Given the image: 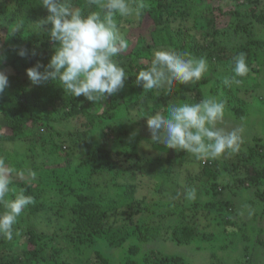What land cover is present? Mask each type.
<instances>
[{"label": "rangeland", "instance_id": "rangeland-1", "mask_svg": "<svg viewBox=\"0 0 264 264\" xmlns=\"http://www.w3.org/2000/svg\"><path fill=\"white\" fill-rule=\"evenodd\" d=\"M244 2L212 0L214 8L220 6L224 12L235 10L236 7L240 9ZM13 9V0H0V35L4 36L7 45L18 44L11 34L14 26L5 17ZM179 9H183L181 5ZM214 13L216 17L221 15L219 10ZM221 19L223 24L228 21V17L224 19L221 16ZM175 20H172L175 30L179 26L186 30L194 26L195 22L196 30L207 29L204 20L194 22L189 16L177 17ZM142 26L143 30H147L152 27V23L146 22ZM140 30L136 33L140 34ZM46 37H41V41L51 45L52 41ZM4 56L0 55V63L4 61ZM222 68L217 66L207 71L208 75L218 77L217 80L226 85L233 84V88L238 90V108L244 114H233L226 108L225 120L219 127L227 131L242 129L240 149L246 151L254 146L264 158V142L255 145L258 139H264V64L258 66L255 63L253 77L239 84L230 83L229 78L222 74ZM0 71L6 75L14 72L9 68ZM214 84V88L217 87ZM4 92L7 93L8 88ZM205 95L212 96L209 89H206ZM184 96L187 99L192 97L191 93ZM160 101L159 106L162 107ZM107 102H101L103 109ZM152 102L155 100L149 102V113L135 110L136 107L131 112L120 108L99 130L96 124L98 117L94 111H102L100 106L98 108L97 104L89 102L88 110L92 113H83L75 111L76 104L65 105L59 100L56 104L59 113L53 114L56 123L37 128L43 139L37 140L36 134H30L12 144H0V159L11 170L10 187L13 191L8 198L12 199V195L23 191L17 183L26 181L33 183L46 202L40 215H21L15 225L13 238L3 239L0 252L6 256L7 262L4 264H36L32 261L39 260L38 264H101L97 257L100 252L112 264H264V180L260 185L255 182H235L226 170L221 171L220 184L208 182L207 177L200 178L198 175L207 159H197L189 153L152 143L147 117L157 111L164 113L161 108L153 112ZM140 109H144V105ZM67 111L75 112L64 117ZM93 117H96L94 123L91 122ZM109 124L114 126L109 128L114 131L106 130ZM97 145L104 148L100 156L106 167L103 162L99 164L97 159L90 156ZM132 146H138L136 150L147 160L142 167L138 166L140 170L134 182L137 189L133 198H129L117 184L132 178L120 175L113 160L117 158V153L132 151ZM262 158L258 161L260 165H264ZM219 159L221 164L232 167L237 157L226 153ZM258 162L256 160L254 165ZM30 172H34L35 176L29 175ZM189 189H195L194 200L186 199ZM59 191L61 196L70 197L71 204L77 199L74 193H85L93 201H102V208L98 211L102 223L99 224L100 233L95 240L84 245L68 240L74 216L62 206ZM250 202H254L255 207H250ZM91 205L96 214L95 204ZM152 211L157 213L153 214ZM179 224L192 227L190 243L178 244L171 240L169 234L174 225ZM143 226L152 230L159 228L160 237L154 242L142 241L139 228ZM30 229L39 233L42 239L40 244L45 250L42 259L30 253L35 249L28 244L27 232Z\"/></svg>", "mask_w": 264, "mask_h": 264}, {"label": "trees", "instance_id": "trees-1", "mask_svg": "<svg viewBox=\"0 0 264 264\" xmlns=\"http://www.w3.org/2000/svg\"><path fill=\"white\" fill-rule=\"evenodd\" d=\"M244 1L240 9L236 7L235 10L224 12L220 6L214 8L212 0H141L145 6L143 15L138 21H124L126 25L134 23L135 26L128 27L125 31L128 48L117 57L118 62L126 68L127 79L120 91L106 99L108 102L102 111H94L96 112L94 115L97 114L98 117L96 121L97 128L100 130L104 126L105 121L113 118L114 113L120 108H125L131 112L136 107L135 110L149 113L151 111L149 102L155 100L154 103L152 102L154 107L153 112L159 110V108L165 112L167 106L176 101L199 102L206 97V89H209L213 97L225 102L226 108L230 112L232 111L231 113L243 115L244 111L238 108L236 101L238 90L233 88V84L226 85L217 80L218 77L208 75V72L197 83L189 85L174 84L168 91V94H165L164 87L145 92L142 85L136 83V75L139 71L145 70L150 66L152 54L155 50H175L177 52L190 53L196 58H200L201 56L206 57L208 71L216 69L217 66H223L222 74L229 78L230 83H233L234 74L232 69L235 58L239 54L244 53L249 71L245 77H236V79L241 80V82H247L249 78L253 77L252 73L255 70L253 65L255 63L258 66L264 64V0ZM69 3L74 8H79L84 15L98 10V7L91 5L89 0H69ZM13 5L14 9L8 12L5 17L12 26L18 25L20 27L19 30L11 33L18 44L7 45L4 36L0 35V55H5L4 61L0 63V69L9 68L14 71L11 75H8V92L0 94L1 145L5 143L12 144L16 140L27 137L30 134H36L37 140L43 139L44 137L37 131V128H43L44 124L48 127L52 122L56 123L57 119L53 117V114L59 113V108L56 105L59 100L65 105L76 104L75 111L92 113V111L88 110V105L91 101H88L83 95L72 97L70 94L65 93L58 81L49 80L41 85L30 83L31 81L26 74L27 69L35 66L37 63L47 65L52 55H54L56 45L54 42L48 45L44 41H41V37L47 39L46 36L48 35L46 32L37 33L35 29H32L34 23L46 18L48 15L47 10L40 5V0H13ZM180 5L183 8L182 10L179 9ZM215 10L221 11V15L216 17ZM187 16L192 18L194 22L196 20L206 21L207 29L196 30L197 22H195L194 26L188 27L186 30L181 29V26L175 30L172 20H175L177 17L184 18ZM221 16L224 19L228 17L227 23L223 24L221 22ZM146 22H151L152 27L150 26L151 28L143 30L142 24ZM48 27L50 28L51 26L49 25ZM137 30H140L141 33H136ZM132 45L131 50L127 52ZM22 48L26 49L28 53L24 58H21L17 54ZM41 71H43V68H41ZM259 71L258 69L257 72ZM213 83L217 87L214 88ZM186 93H191L192 97L187 99L184 96ZM159 100L163 103L162 107L159 106ZM129 105H131V108H128ZM142 105H144V109H140ZM54 110L56 111L52 113L51 111ZM75 111L65 112L64 117H68ZM94 119L96 117L91 119L92 123H94ZM106 126V130L114 131L109 129L114 127L113 125L109 124ZM262 142H264L263 138L258 139L255 145H260ZM125 146L128 147V144ZM130 148L132 151L126 152L125 150L124 154L117 153V158L114 157L113 161L120 175L132 178L131 180L124 179L126 182L124 180L123 182H119L117 187L121 188L127 197L133 198L134 192L137 189L134 182L137 178L138 170H140L138 166L142 167L147 158L139 154V151L136 150L138 146ZM102 151H104V148L97 145L90 155L92 158L97 159L99 164L104 161L100 156ZM230 155L237 157V160H233L232 167L221 164L219 158L207 160L198 176L200 178L207 177L208 182L213 184H220L221 171L226 170L235 182H255L257 185L261 184L264 180V165L263 163L260 165V162H258L262 158L259 150L254 146H250L246 151L240 149L239 152ZM257 155H259L258 158ZM12 157L14 158V155ZM256 160L259 166H257L258 163L254 165ZM106 162L109 164V161ZM208 163H211L212 166ZM103 165L107 166L104 162ZM17 184L24 191L25 195H31L34 198V203L29 205L22 215H29L31 217L40 215L44 210L43 207L46 202L42 200V196L33 186V183L19 181ZM73 195L77 199L74 198L76 201H74V204H71L70 197L61 196V192L59 191V199L62 201V206H65L67 211H71L74 216L72 230H70L67 237L69 241H77L79 244L84 245L95 240L100 233L101 227L99 224L102 223V217L99 212L102 208V201H93L92 197L85 193H74ZM177 197L180 198L178 195ZM14 198L15 196L12 195V199ZM91 203L95 204L96 214L92 210ZM246 205L247 202L244 203L245 208L248 207ZM250 207H255L254 202H250ZM0 211H3L2 206H0ZM152 213L155 214L157 212L152 211ZM167 213L169 212L165 214ZM139 230L142 241L154 242L160 237L158 233L159 228L152 230L147 226H143ZM192 230V227L189 228L181 224L174 225L169 235L171 240L176 241L178 244L190 243ZM27 235L30 241L28 244L35 247L33 252L31 251L30 253L35 258L42 259L45 250L40 244L42 239L39 238V233L30 229ZM3 239V237H0V245L4 243ZM27 252L29 253V251ZM97 257H99L98 260L101 261V264H112L111 260L104 257L102 252ZM5 262H7L6 256L4 252H0V264H4ZM32 263L38 264L40 260L36 262L32 261Z\"/></svg>", "mask_w": 264, "mask_h": 264}, {"label": "clouds", "instance_id": "clouds-1", "mask_svg": "<svg viewBox=\"0 0 264 264\" xmlns=\"http://www.w3.org/2000/svg\"><path fill=\"white\" fill-rule=\"evenodd\" d=\"M89 3L98 10L84 15L69 0H40L48 15L33 25L37 33L46 32L56 47L47 65L37 63L27 69L26 74L34 85L58 81L65 93L72 97L83 95L102 110L101 102L120 91L127 79L126 68L117 57L128 48L122 29L126 31L135 24L126 25L124 21H138L145 6L141 0H89ZM19 29L17 25L11 31ZM17 54L21 58L28 55L23 48ZM207 71L206 57L196 58L175 50H155L150 66L136 75V83L142 85L145 92L164 87L168 94L174 84L197 83ZM232 71V82L241 83L236 77L243 78L249 71L244 53L235 58ZM8 86V75L0 71V94ZM225 116V102L206 96L197 103L186 100L170 103L164 113L157 111L147 117V127L153 144L189 153L197 159L215 160L226 153L239 152L243 140L242 129L227 131L219 127ZM10 172L0 159V206L3 208L0 237L6 240L13 238L19 218L34 203V198L24 191L15 194L14 199L8 198L13 191ZM29 175L34 177L35 173ZM195 198V189L187 190L186 199Z\"/></svg>", "mask_w": 264, "mask_h": 264}]
</instances>
